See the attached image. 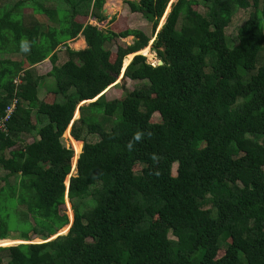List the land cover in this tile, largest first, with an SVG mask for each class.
I'll return each mask as SVG.
<instances>
[{
	"label": "trees",
	"instance_id": "1",
	"mask_svg": "<svg viewBox=\"0 0 264 264\" xmlns=\"http://www.w3.org/2000/svg\"><path fill=\"white\" fill-rule=\"evenodd\" d=\"M105 2L0 0V264H264V0H175L158 31L170 0L126 1L149 33L90 24Z\"/></svg>",
	"mask_w": 264,
	"mask_h": 264
},
{
	"label": "rangeland",
	"instance_id": "2",
	"mask_svg": "<svg viewBox=\"0 0 264 264\" xmlns=\"http://www.w3.org/2000/svg\"><path fill=\"white\" fill-rule=\"evenodd\" d=\"M126 1H128V0H106V2L104 3V8L106 10V14H109V17L106 16V19L104 21L100 22V23L96 22L93 18L88 19V22L90 24H92V25L97 26L99 29L106 30L108 28L109 22H110V20L112 18H117L119 16H126V18H127V23L126 24L131 29L138 30V31H141V32H145V33H149L150 32V25L147 24L146 19L143 17V15L141 13L131 12L129 10V7H128ZM130 1H139V0H130ZM174 1L175 0H170V2L168 3V6H167V8L165 10V13H164L163 17L161 18V20L159 21V24H158V27H157V31L163 25V23L165 21V17L168 14V12L170 11V5ZM230 32H232L234 34V32H236V29L232 28L230 30ZM122 40L127 42V43H131L133 41V37L132 36H128V37H126V38H124ZM151 42H152V40L148 43V45L145 47V49L143 48V50H142L143 54L138 53V52H136L135 54L133 53V54L134 55L141 54V55H143L146 58V61L148 63L156 65L159 59L156 56V54L151 50ZM68 45H69L70 48H72L74 50H81V49H84L86 47V43H85V40H84L82 35H79L78 37H76L72 41H69ZM111 49L115 50V44L111 45ZM148 52H149V54L147 55ZM262 54H263V51L260 52L259 56L262 55ZM10 57L12 59H19V58H21V55H19V54L13 55L12 54ZM133 57H127L126 64L130 60H132L131 58H133ZM123 66H124V59L122 61V67H121V70H120V75L118 76L116 82L114 84H111L104 91L106 96H107V99L122 98L125 95V91L131 90L134 87V83L135 82L130 80V79H128V78H126V77H124V71H125L127 66L125 68ZM34 68H35L37 74L43 76V80H42L43 83H42L41 87H39V97H40V99H43L45 101H50V102L53 101L54 100V96L51 95V93H49L50 88L53 87L52 77L47 75V73L51 70V64H50L49 60L46 59V60L36 64ZM78 106H77V108L75 110V111H78V116L75 119H77L79 117V115H80ZM74 117H75V115L73 116V120H74ZM158 118H159L158 115L155 114L153 119L158 120ZM68 127H70V129H71V123L69 124ZM65 131H64V133L62 135L61 141H62L63 145H65L66 147L68 146L69 148H71L73 150V157L71 159V171L67 175V178H66V180L68 181L71 176L76 174V161L78 159L79 154L76 156V159H75V151H74V149L72 147V142H71V137L72 136H71L70 132H68L69 136L67 134H65ZM31 140H32L31 138H28V139H26V142H29ZM82 146H83V142H82ZM81 150H82V148H81ZM73 158H74V161H73ZM174 168H175V166H174ZM68 202H69V200H68ZM69 204H70V202H69ZM65 205H66V212H67L68 218H70L69 214H68L69 208H68V205H67V201H65ZM70 207H71V204H70ZM11 235L15 236L16 233H11ZM36 239L41 241V238L32 237V239L29 240L28 242L29 243H39V242H35ZM9 242H15L12 245H16L17 243L23 242V241H21L19 239L15 240V238H6V240L2 241V243H9ZM9 246H11V245H9Z\"/></svg>",
	"mask_w": 264,
	"mask_h": 264
},
{
	"label": "water",
	"instance_id": "3",
	"mask_svg": "<svg viewBox=\"0 0 264 264\" xmlns=\"http://www.w3.org/2000/svg\"><path fill=\"white\" fill-rule=\"evenodd\" d=\"M103 11L104 12H106V10H105V8H103ZM152 43V42H151ZM134 56V55H133ZM162 64V61L161 60H158V62H157V65H161ZM91 101H93V100H88V101H85V102H82L81 104H85V103H89V102H91ZM80 104V105H81ZM79 108V107H78ZM73 121V120H72ZM72 123L73 122H71V125H72ZM68 185H69V180H68V184H66V186H67V188H68ZM65 201H68V197L66 196V198H65ZM72 222H73V214H72V217H70L69 218V223L67 224V225H65L64 227H62V228H66V232L64 233V234H66L68 231H69V229H70V227H71V225H72ZM58 235H62V234H56V235H53V236H51L48 240H51V239H54L56 236H58ZM16 240V239H15ZM20 240V239H19ZM47 240V241H48ZM21 241H24V242H19V243H17V244H21V243H29L28 241H25V240H21ZM40 243V242H39ZM12 245V244H11ZM0 246H2V245H0Z\"/></svg>",
	"mask_w": 264,
	"mask_h": 264
},
{
	"label": "built area",
	"instance_id": "4",
	"mask_svg": "<svg viewBox=\"0 0 264 264\" xmlns=\"http://www.w3.org/2000/svg\"><path fill=\"white\" fill-rule=\"evenodd\" d=\"M14 107H15V101H13V103H11L10 105H8L6 107L5 115L0 120V128L1 129H4L5 128V122L9 119V116H10L11 112L13 111Z\"/></svg>",
	"mask_w": 264,
	"mask_h": 264
},
{
	"label": "crops",
	"instance_id": "5",
	"mask_svg": "<svg viewBox=\"0 0 264 264\" xmlns=\"http://www.w3.org/2000/svg\"><path fill=\"white\" fill-rule=\"evenodd\" d=\"M104 8V6H103ZM103 14H105L107 17H109V14H106V12L103 11ZM94 19V18H93ZM95 20V19H94Z\"/></svg>",
	"mask_w": 264,
	"mask_h": 264
},
{
	"label": "bare ground",
	"instance_id": "6",
	"mask_svg": "<svg viewBox=\"0 0 264 264\" xmlns=\"http://www.w3.org/2000/svg\"><path fill=\"white\" fill-rule=\"evenodd\" d=\"M149 54V52L147 53V55Z\"/></svg>",
	"mask_w": 264,
	"mask_h": 264
}]
</instances>
